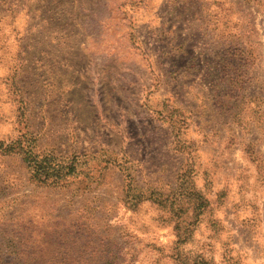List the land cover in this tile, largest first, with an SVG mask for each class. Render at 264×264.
I'll return each mask as SVG.
<instances>
[{"label":"rangeland","instance_id":"1","mask_svg":"<svg viewBox=\"0 0 264 264\" xmlns=\"http://www.w3.org/2000/svg\"><path fill=\"white\" fill-rule=\"evenodd\" d=\"M86 254L264 264V0H0V264Z\"/></svg>","mask_w":264,"mask_h":264},{"label":"trees","instance_id":"2","mask_svg":"<svg viewBox=\"0 0 264 264\" xmlns=\"http://www.w3.org/2000/svg\"><path fill=\"white\" fill-rule=\"evenodd\" d=\"M43 174L46 176H50V173L47 169H42ZM44 177V179H45ZM100 241H104V240H100ZM102 246L106 247V245H108L107 242H102ZM19 245H22V243L19 241L18 242ZM21 247V246H20ZM24 251V250H23ZM89 256V259H93V262H101L102 264H119L118 263V257L115 255H100V256H96L94 254H86ZM201 264H205V262H200Z\"/></svg>","mask_w":264,"mask_h":264}]
</instances>
